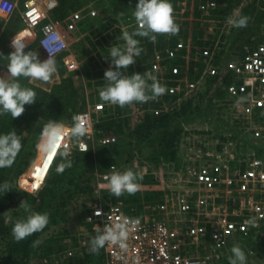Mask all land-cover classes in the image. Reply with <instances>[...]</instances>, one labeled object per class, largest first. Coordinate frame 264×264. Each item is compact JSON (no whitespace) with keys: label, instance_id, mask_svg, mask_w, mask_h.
Returning a JSON list of instances; mask_svg holds the SVG:
<instances>
[{"label":"rangeland","instance_id":"rangeland-1","mask_svg":"<svg viewBox=\"0 0 264 264\" xmlns=\"http://www.w3.org/2000/svg\"><path fill=\"white\" fill-rule=\"evenodd\" d=\"M107 1L109 0H80V3H82V9L80 10H85L86 13L89 11L97 12L95 17L86 19L87 23H85V25L87 24L91 27L84 31L82 28H79L75 32L66 33L65 27H63L62 24H58L59 30L64 34L69 46V51L66 52L62 59V63L65 66L57 65L56 73L48 82L36 80L29 81L41 90H48L52 86L60 84L63 78L76 72L77 75L74 77V83L81 91L82 102L80 107L84 106L78 115L88 113L93 124H96L102 116H114L118 107L117 105L107 104L99 100V92L104 86L102 83L105 81L103 78L98 77V73L100 71L105 72V70L111 66L110 59L105 58L108 56L111 46L106 47L105 42L102 41V45L105 46L107 50V53H105L97 44L103 36L108 37V34H113L116 37L114 41L117 44L115 46H121L124 44V41L121 38L122 33L125 31L129 33L134 32V27L136 25L132 12L133 9H135L138 0H113L115 6H112ZM201 1L202 0H170L173 7L175 23L178 25V28H182V32L168 35L177 36L179 42L184 45V51L182 52L183 59L177 60L175 63L182 65L183 73L191 81H197L201 72L205 69L206 61L203 58L204 50H213L218 41L222 51L216 53V59H219L220 63L225 61L226 58L223 54L229 52L233 46V40H235L234 36L231 34V30L234 27L228 23L230 18L241 16L242 13H244V17H247L248 20L254 22V28L250 36L251 45L264 43V1L223 0L224 4L222 3L220 9H222L221 12H225L226 10V14H221L218 18H215L212 15L211 17L209 16L210 18L206 17L205 19L202 18V15L200 17H196L195 15L197 7ZM238 6H242L241 10H243L239 15H237ZM246 8H249L247 13L244 12L246 11ZM16 11L17 9L11 13V15L7 16L9 7L4 5L0 8V12L2 13L0 15V52L3 50V47L7 48L9 53L13 51L11 40L15 35L18 39H21L22 37L21 40L28 44L25 51L34 44L42 61L47 59L48 57L40 51L38 38L33 37L34 35L30 36L25 33V30L27 29L23 28L25 27L24 20L20 12L17 15ZM103 30H105L104 33H101ZM131 30L132 32H130ZM223 34L230 36V38L224 39L225 41H223V39H221ZM27 36L32 37V39L28 40ZM37 36H39V34ZM199 42H203V45H200ZM143 44L144 42H139V46ZM249 45L250 44H246V47ZM102 58L105 61H102ZM180 61H183L184 63H179ZM135 62V73H147V71L143 72V70L138 71ZM5 65L4 58L0 57V72L3 71L1 68ZM63 69L66 70L64 77L61 75ZM4 75L6 76V71H3L0 76ZM159 83L161 82L159 81ZM206 86L207 82H204L200 85L199 89L204 91ZM216 89H218L216 90L218 93L221 92L222 89H224L223 83L217 84ZM120 108L121 119L126 122L124 133L126 137H129L131 132L135 131L138 126L144 123L148 114L153 113L158 115L162 112V109L167 111L169 105L164 102V97L160 95L158 97L150 98L144 103L133 102ZM208 109L210 113L206 118H199V120L192 123L193 125H187L184 129V136L179 144L178 156L181 160L180 168L176 169L175 165L167 163L155 165L146 158L141 157L138 150H129V153L133 154V159L131 161L126 162L124 160L121 165L114 164V166L117 167L116 171L131 169L137 174L139 183L137 191L142 197L147 191H161L159 200L147 205L144 203L145 206L141 215L142 217L148 219L158 217L160 220L166 221L171 226L180 228L185 217L179 210V198L192 192V189H188V182L193 178L191 175L193 170H197L201 163L210 161L209 163L216 164L219 162V158L229 160L232 155L235 158H238L241 152L248 154L251 150H256L260 154V157L264 159V144H260L256 147L251 142L245 140L246 133L242 130L240 131V129H236L237 125L235 124L234 113L232 119H230L228 111L224 108L222 110L219 107V104L214 100H211L210 105L208 104ZM232 128L233 130L236 129L240 134L235 135V131L233 132ZM218 132H221L219 135L220 137L217 135ZM221 135L223 137L227 136V141H222ZM107 136L114 135H102L100 138H95L94 134L91 138L84 135L81 139H84L89 148L90 145L94 143L102 145L101 140ZM233 136L234 140L231 139ZM228 142H232V145L228 147L229 151L224 148L225 144ZM58 149L59 145L57 143L56 153L52 154L51 162L47 168L48 170L46 169L47 171L45 172L42 181L34 179L33 176H31V173H38L40 169L39 167H35V165L40 162L42 152L37 150V160L34 165L21 178H19L18 187L28 191L30 194L36 195V192L29 191L31 184L38 186L46 180L53 166L52 164L58 153ZM47 156L49 157L50 154ZM125 158L128 157L126 156ZM46 161L47 159H45L44 163ZM106 171L104 172L106 173ZM102 173L103 172L97 173L94 176L95 181L90 180L88 183V186L92 188L91 192L83 195H75L72 198L70 205L66 208V210H69L67 222L59 225H50L35 242L33 246L34 253L31 256L30 264L85 263V250L91 249V240L97 235L84 223L86 207L89 202L97 199L99 196L98 189H100L101 195H104V197L106 192H109L108 184L99 185L98 176ZM145 176L155 177L158 185H144L143 178ZM107 200H113L118 203L121 202L118 201L117 198ZM161 206H165V209H161ZM124 207L128 209L126 205H124ZM14 212L15 211L13 210L10 211L8 222L14 220ZM23 217L24 216H20V218ZM258 240L262 243L264 238H259ZM233 246L245 247L244 252L247 257L246 264H264L263 244L255 243L253 246H250L244 243L240 244L239 241L231 243L228 251L224 256L218 259L215 264H225L226 258L232 255L231 248ZM254 246H258L259 251L253 250ZM7 247V242H4L0 247V264H6ZM49 247L55 248L56 251L48 255L46 249Z\"/></svg>","mask_w":264,"mask_h":264},{"label":"built area","instance_id":"built-area-1","mask_svg":"<svg viewBox=\"0 0 264 264\" xmlns=\"http://www.w3.org/2000/svg\"><path fill=\"white\" fill-rule=\"evenodd\" d=\"M222 3L223 0H202L199 4L202 18L211 17ZM18 4L19 0H0V8L9 7L7 16L18 9ZM57 6L56 0H26L20 10L26 29L38 38L40 51L46 57L51 54L52 58L69 51L58 24L49 21V13ZM96 15V11L78 10L64 21L65 29L75 32L82 22ZM37 32H40L39 36ZM53 34L59 39L51 40ZM183 51L184 45L178 42L174 48L168 46L156 50L149 63L147 73L156 76L165 86L163 95L178 96V101L189 99L202 92L200 85L209 79L219 77L223 82L225 77L231 76L235 83L225 88L224 106L228 114L234 111L235 121L245 125V140L256 147L264 144V43L249 45L240 54L225 53V61L216 65L215 55L222 51L218 41L213 50H204L205 69L197 81H191L183 73L182 65L175 63L183 59ZM77 119L83 122L85 135L91 138L94 124L89 114L78 115ZM117 141V137L107 136L101 144L111 145ZM58 145L52 165L61 152L67 150L72 154L74 150L71 135H65ZM231 145L232 142L225 144V150L229 151ZM75 148L81 152L89 149L84 139ZM209 162L201 163L193 170V178L188 182L192 192L179 198V210L185 217L180 228L158 217L148 219L131 215L124 204L107 200L98 189L99 196L86 207L84 223L97 234L105 225L129 221L126 246L106 244L103 247L104 264H215L231 243L246 238L255 241L264 238V159L256 150H251L248 154L241 152L238 158L232 155L229 160L219 158L216 164ZM116 170V166H111L106 173L100 174L99 185L107 184V178ZM45 182L38 186L31 184L29 191L39 192ZM249 220L255 222L248 223Z\"/></svg>","mask_w":264,"mask_h":264},{"label":"trees","instance_id":"trees-1","mask_svg":"<svg viewBox=\"0 0 264 264\" xmlns=\"http://www.w3.org/2000/svg\"><path fill=\"white\" fill-rule=\"evenodd\" d=\"M24 1L26 0H19L17 6L19 12L23 7ZM56 1L58 2V6L49 13V21H53L56 24H62L64 26L65 20L74 12L82 9L80 0ZM107 2L115 6L113 0ZM221 10L222 9L214 11L213 17L218 18L219 15L226 14V10L225 12H221ZM248 10L249 8H246V13ZM195 15L196 17L201 16L199 6L197 7ZM85 23H87L86 20L82 22L79 27L82 28L83 31L91 27L87 24L85 25ZM253 24L254 22H252V20H248L245 31L239 32L237 39L234 37L235 40H233L232 50L230 49V51L235 52L236 48L245 41L246 44L251 45L250 36L254 28ZM136 27L137 25L134 27L135 30ZM104 31L105 30H103V32L101 31V33H104ZM130 32H132V30ZM181 32L182 28L179 27L177 33ZM37 33L40 34V32ZM115 38L113 34H108V37L103 36L97 45L107 53L105 46L102 45V41L105 42L106 47H110L117 44L114 41ZM135 38L138 39L139 42H144L143 45L139 46L141 48V53L136 57L135 62V65H137L136 67H138L137 70H143V72L149 70V63L153 59L156 50H163L168 46L174 48L179 42L177 36H169L168 34H156L155 41L146 37ZM229 38L230 36L223 34L221 39L225 41L224 39ZM202 43L203 42H199L200 45H203ZM34 49L35 45L32 44L28 51H34ZM0 53L7 55L9 52L7 48L3 47ZM65 54L54 58L56 66H65L62 63ZM2 58H4V63L7 64L6 57ZM103 58L102 61H105V58ZM39 59H41V56H39ZM179 63L183 64L184 62L180 61ZM217 64H220L219 59L216 60V65ZM1 69L7 72L5 66ZM2 72L0 73L2 74ZM131 73H135L134 63L125 71L126 75H131ZM65 74L66 70L63 69L61 75L64 77ZM76 75V72L70 74L68 77L63 78L60 84L54 85L48 90H41L31 84L29 82L30 79L21 78L20 83L22 86L32 88L36 92L37 102L31 105H25L23 114L15 119H12L10 114L0 115V133L15 131L21 136L22 143V149L13 165L9 168H0V183H7L13 189L0 197V247L4 242H7L6 264H30L31 256L34 253L33 246L39 237L50 225H59L67 222L69 210H66V208L70 205L72 198L75 195H83L91 192L92 188L88 186V183L90 180H94V176L97 173L108 170L111 166H114V164L121 165L124 160L126 162L131 161L133 159V154L129 153V150H138L141 157L146 158L155 165L167 163L175 165L176 169L180 168L181 160L178 156L179 144L184 136L185 127L187 125L191 126L193 125L192 123L199 120V118H206L209 115L210 111L208 109V104L210 105L211 100L216 101L222 110L223 108L226 109L224 106V100L227 99L225 88L235 83L231 76L225 77L223 82H220L219 77H215L209 79V82L207 81V86L204 91L189 99L178 101V96L163 95L164 102L169 105V109L167 111L162 109V112L158 115L153 113L148 114L144 123L138 126L135 131L131 132L129 137L125 136L124 126L126 122L121 119V108L118 106L114 116H102L98 122L94 124V136L95 138H100L102 135H114L119 141L111 145H99L94 143L90 145L88 151L81 152L75 148V146L79 147L80 140L77 141L72 137L74 150L72 154L67 157V159L71 160L72 166L65 168L62 173H58L56 171L57 167L65 162V159L59 155L49 172L43 188L37 192L36 195L30 194L26 190L18 187V181L37 160L38 151L36 143L40 138L42 128L51 121H60L70 127L73 124L74 118L77 119L78 114L84 108V106L80 107L82 102L81 91L74 83V77ZM98 77L103 78L104 72L100 71ZM149 83L151 82L149 81ZM219 83H223L224 89L218 93V91H216L218 89L216 88ZM104 84L105 82L102 83V85ZM231 112L234 113V111L229 112L230 119L233 117ZM235 124L237 125L236 129H240V131L244 130L243 126L245 125L243 122L236 121ZM236 129L233 130L232 128V131H235V135H239L240 132ZM220 134L221 132H218V137H220ZM221 139L222 141H227L228 138L227 136L223 137L221 135ZM231 139L234 140V136ZM55 153L56 148L50 153H42L40 162L35 165V167L40 168L39 172L32 174L34 179H38L39 181L43 180L45 172L48 170L47 168L51 162L52 154ZM48 154H50L49 157L47 156ZM126 156L128 158H125ZM45 159H47V161L44 163ZM143 184L158 185L156 178L153 176H145L143 178ZM160 195L161 191L159 190L147 191L143 197L138 191L134 194L125 192L117 199L128 207L127 211H129V214L141 216L144 206L159 200ZM105 197L106 199L116 198L112 196L110 191L106 192ZM25 200L26 203L31 206V210L47 213L49 216V223L42 231L36 232L26 239L17 242L12 236L11 228L15 219H19L20 216L26 215L22 208H18L21 202ZM12 210L15 211V218L12 222H8V216ZM88 227L90 228V226ZM239 243L250 246H253L255 243H260L264 246V241L262 243L260 241L255 242L252 238L242 239ZM244 248L242 249L244 250ZM86 250L84 264H104L105 257L103 248H100L97 252H93L91 249ZM253 250L259 251L258 246H254ZM55 251V248L52 247L46 249L48 255ZM225 264H229V257L226 258Z\"/></svg>","mask_w":264,"mask_h":264},{"label":"clouds","instance_id":"clouds-1","mask_svg":"<svg viewBox=\"0 0 264 264\" xmlns=\"http://www.w3.org/2000/svg\"><path fill=\"white\" fill-rule=\"evenodd\" d=\"M132 16L136 22V30L132 33H122L124 44L111 46L106 59H110L111 66L105 70L103 80L105 84L99 92V100L123 107L133 102L144 103L150 98L163 95L165 86L161 85L156 76L149 73H131L125 71L135 62L141 53L139 40L135 37H146L155 41L156 34H176L178 25L173 16V7L170 0H138ZM228 23L235 28L247 26L248 18L239 16L230 18ZM59 39L53 34L51 40ZM26 42L15 35L11 40L13 51L0 57H6V76H0V115L10 114L12 119L20 117L25 111V105L37 102L36 92L20 83L21 78L48 82L56 73L57 66L51 54L45 60L39 59V54L33 50L25 51ZM43 46V45H42ZM44 47V46H43ZM47 51V47H44ZM151 81V83H149ZM86 133L82 121L74 118L73 124L66 127L63 122L51 121L41 130L40 138L36 143L39 152L50 153L65 135H71L79 141ZM83 147V146H82ZM22 149L21 136L17 132L0 133V168H9ZM65 162L60 164L56 171L62 173L65 168L71 167V160L67 159V150L60 153ZM108 189L113 197L119 198L125 192L134 194L138 188V176L131 169L113 172L107 178ZM13 190L7 183H0V197ZM18 208H22L26 215L15 219L12 223L11 233L15 241L26 239L36 232L42 231L49 223L47 213L31 210V206L22 201ZM254 223V220L247 221ZM129 221L125 219L114 226H103L102 230L91 240V250L97 252L106 244L124 248L129 234ZM232 255L229 264H246L247 257L239 246L231 248Z\"/></svg>","mask_w":264,"mask_h":264},{"label":"crops","instance_id":"crops-1","mask_svg":"<svg viewBox=\"0 0 264 264\" xmlns=\"http://www.w3.org/2000/svg\"><path fill=\"white\" fill-rule=\"evenodd\" d=\"M224 4V3H223ZM222 7V6H221ZM241 8H242V6H238V9H237V11H238V14L237 15H239V13L240 12H243V10H241ZM246 12V11H245ZM18 13H19V11L17 10L16 11V14L18 15ZM16 15V16H17ZM241 16H244V13H242V15ZM236 17H239V16H236ZM4 22V21H3ZM64 27V26H63ZM233 27V26H232ZM231 27V28H232ZM24 29L26 28V27H23ZM245 29H246V27H243V28H232V30H231V34H232V36H234L236 39H237V37H238V34H239V32H244L245 31ZM26 32V34L27 35H30V36H33V37H35V34L34 33H32V32H30V31H28V30H25ZM64 33H65V29H64ZM66 33H67V30H66ZM24 36H25V34H24ZM30 36H27V39L28 40H31L32 39V37H30ZM29 37V38H28ZM21 39H22V37H21ZM35 39V38H34ZM246 48V41L244 42V43H241L239 46H238V48H236V50H235V52L233 51H230L229 50V52L231 53H229V52H227L226 54H230V55H234V54H240L242 51H244V49ZM29 49V48H28ZM238 49V50H237ZM232 50V49H231ZM28 51V50H27ZM34 52H38L37 51V48L36 49H34ZM225 52H226V50H225Z\"/></svg>","mask_w":264,"mask_h":264}]
</instances>
